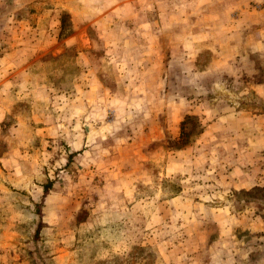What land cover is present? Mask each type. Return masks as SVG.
Instances as JSON below:
<instances>
[{
    "label": "rangeland",
    "instance_id": "374dc122",
    "mask_svg": "<svg viewBox=\"0 0 264 264\" xmlns=\"http://www.w3.org/2000/svg\"><path fill=\"white\" fill-rule=\"evenodd\" d=\"M258 141L264 0H0V264H264Z\"/></svg>",
    "mask_w": 264,
    "mask_h": 264
},
{
    "label": "crops",
    "instance_id": "0c3cea01",
    "mask_svg": "<svg viewBox=\"0 0 264 264\" xmlns=\"http://www.w3.org/2000/svg\"><path fill=\"white\" fill-rule=\"evenodd\" d=\"M260 144L264 145L263 141H258L254 143V145L261 146ZM260 149V148H259ZM264 149V148H263ZM262 150V149H261ZM14 152V150H13ZM7 156L12 155V150L7 153ZM254 186V185H250ZM250 188V187H247ZM218 243L221 244V246L218 247V250L221 249L220 251H212L211 253H205L204 256H208L210 258L208 261H201L200 263L196 264H240L239 263V253L235 250L234 251V243H235V237L231 236L230 238L228 236L225 237H219L218 238ZM231 243V252H226V246ZM225 249V250H224ZM198 259V256H196ZM196 259H191L190 261L196 260ZM263 263H264V257L262 258ZM190 264H195V262H190Z\"/></svg>",
    "mask_w": 264,
    "mask_h": 264
}]
</instances>
